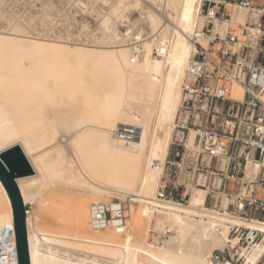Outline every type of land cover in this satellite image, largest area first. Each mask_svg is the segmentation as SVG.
Here are the masks:
<instances>
[{
  "label": "bare ground",
  "instance_id": "obj_1",
  "mask_svg": "<svg viewBox=\"0 0 264 264\" xmlns=\"http://www.w3.org/2000/svg\"><path fill=\"white\" fill-rule=\"evenodd\" d=\"M202 3L117 0L112 13L118 20L130 21L129 13L138 9L137 22L151 29L146 37L145 24L144 29L138 27L136 42L113 34L111 43L96 46L0 32V153L20 144L34 169L18 178L32 264H99L100 258L113 259L112 264H217L216 250H232L240 242L230 237L234 224L264 236V221L208 208L207 188L193 186L186 204L159 199L188 63L197 43L209 39L203 30ZM249 19L247 10L235 9L225 23L216 20V29L223 31ZM243 97L242 86L234 85L232 98ZM196 134L191 128L185 141L194 139L191 149ZM263 166L249 160L247 177ZM56 184L92 193L91 200L73 205L74 227L83 237L43 228L39 215L28 209ZM102 197L111 200L104 202ZM114 197L139 206H131L123 231L96 229L92 206L111 204ZM202 197L204 204L199 203ZM66 202L61 204L67 210ZM144 217L174 235L159 246L141 241ZM16 240L12 201L0 179V264H19ZM249 245L240 248L243 264H259L264 238Z\"/></svg>",
  "mask_w": 264,
  "mask_h": 264
},
{
  "label": "built area",
  "instance_id": "obj_2",
  "mask_svg": "<svg viewBox=\"0 0 264 264\" xmlns=\"http://www.w3.org/2000/svg\"><path fill=\"white\" fill-rule=\"evenodd\" d=\"M235 9L247 10L249 21L217 30L216 20L225 23ZM201 15L209 39L197 43L188 63L173 142L186 146L194 128L195 147L167 160L159 199L186 204L193 186L207 188L208 208L264 221V166L251 178L245 170L249 160L264 164V0H203ZM234 84L244 89L243 99L232 98ZM91 211L96 229L126 228L120 200L94 204ZM230 237L248 244L264 238L240 224L232 226ZM213 258L217 264L234 261L225 251Z\"/></svg>",
  "mask_w": 264,
  "mask_h": 264
},
{
  "label": "rangeland",
  "instance_id": "obj_3",
  "mask_svg": "<svg viewBox=\"0 0 264 264\" xmlns=\"http://www.w3.org/2000/svg\"><path fill=\"white\" fill-rule=\"evenodd\" d=\"M116 3L117 0H0V32L18 33L30 37H45L47 39L60 40L65 43H85L100 46L108 42L111 43L113 34H118L129 40V42H136L140 39L137 34L139 30L136 31V29L145 26V29L143 28V35L148 37L150 35L148 31H151L150 27L143 21L142 23L137 22L141 18L140 11L138 9H132V12L129 13L130 21L124 19L118 20L112 13V7ZM133 22L135 23L134 26ZM233 26L237 28L236 25ZM203 43L206 44V39H204ZM155 55L157 54L155 53ZM179 113L176 124L178 123ZM176 131L175 128L174 136ZM63 138L66 141L68 137L65 135ZM193 141L194 139L190 137L186 144L187 147L184 145L177 146L172 143L167 160L176 158L177 153H179V156L186 153L185 156H187L193 147ZM213 165H218V163L215 161ZM219 167L224 168V165L219 163ZM59 194L65 199L63 197L61 199ZM36 198L35 204L28 205L27 207L31 213L39 215V220L43 228L56 230L58 233H62L70 238L83 237V234L75 230L74 227L76 225V215L74 213L77 208L75 209L73 205L77 204V207L80 202L91 200L93 195L89 190L56 184V186L46 188L45 192L39 194ZM102 199L105 202L110 198L102 197ZM62 200L64 202L68 200L66 205L69 206V209L66 210L62 206ZM112 200L124 202L127 219L130 217L131 206H139V204L129 202L123 198L114 197ZM199 203L204 204V197L201 198V202ZM63 205L65 204L63 203ZM63 208L67 211V215ZM61 212L67 218L66 216H63L64 219L63 217L56 218L57 215L62 216L60 214ZM144 218L143 240H141L142 235L138 237H141V241L146 240L145 243L159 246L163 245L166 240L174 235L169 230H159L155 224V220L149 222L147 217ZM61 219L64 221H61ZM58 221L61 222L62 227L57 225ZM248 245L246 241L242 240L234 249L231 250L228 247L225 249V252L229 258L233 256L232 259L237 264H243L244 257H241V254H239L240 248L251 247ZM216 251L222 252V250ZM73 253L79 256L84 255V253L77 250H73ZM87 255L90 256L89 254ZM142 257L145 260V255H142ZM263 261L264 258L259 264H262ZM113 262V259L108 258H100L99 260V264H112Z\"/></svg>",
  "mask_w": 264,
  "mask_h": 264
},
{
  "label": "water",
  "instance_id": "obj_4",
  "mask_svg": "<svg viewBox=\"0 0 264 264\" xmlns=\"http://www.w3.org/2000/svg\"><path fill=\"white\" fill-rule=\"evenodd\" d=\"M32 173H34V169L20 144H15L0 153V179L9 193L13 205L19 264L32 263L27 210L18 178Z\"/></svg>",
  "mask_w": 264,
  "mask_h": 264
}]
</instances>
